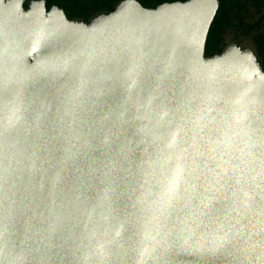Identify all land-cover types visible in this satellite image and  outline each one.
Segmentation results:
<instances>
[{
  "label": "water",
  "instance_id": "obj_1",
  "mask_svg": "<svg viewBox=\"0 0 264 264\" xmlns=\"http://www.w3.org/2000/svg\"><path fill=\"white\" fill-rule=\"evenodd\" d=\"M25 3L0 0V264H82L97 240L111 242L103 264H136L146 246L142 195L147 198L159 176L157 154L173 138L181 147L194 142L202 155L187 186L189 198L171 210L176 235L164 259L168 264H260L249 260L251 251L238 250L246 244L208 252L196 242L199 237L181 239L184 221L194 214L208 213L209 228L217 218L239 221L236 227L261 219L259 196L246 211L249 202L239 192L233 196L238 185L232 165L237 156L254 163L248 173L254 177L251 192L264 186V84L252 77L255 103L239 124L227 89L238 78L236 69L248 67V54L260 73L264 69L252 48L236 42L206 55L221 1L173 0L150 7L123 0L114 11L98 15L119 13L94 34L78 30L91 28L98 16L86 22L70 18L58 5L48 8L47 0H31L28 8ZM213 3L205 22V5ZM137 9L150 15L141 18ZM38 26L51 33L52 48L43 59L83 50L92 54L91 83L76 95L80 61L70 72L26 81L16 102L21 119L5 132L7 100L14 99L5 96V81L22 78L36 64L29 41ZM129 59L142 66L134 81L123 71ZM217 64L216 79H208L204 66ZM209 217L201 219L208 223Z\"/></svg>",
  "mask_w": 264,
  "mask_h": 264
},
{
  "label": "snow or ice",
  "instance_id": "obj_2",
  "mask_svg": "<svg viewBox=\"0 0 264 264\" xmlns=\"http://www.w3.org/2000/svg\"><path fill=\"white\" fill-rule=\"evenodd\" d=\"M205 6L209 9L205 16V22H207L212 15V9L216 5L213 3ZM56 11L58 12V10ZM118 15L119 13L116 14V16ZM149 15L150 13L143 9H137V16L143 18ZM116 16H98L92 22L91 28L85 25L78 31L82 34H94L98 30V25L110 23ZM50 37L51 33L38 26L33 31L29 41L33 52L37 53L36 64L29 66L26 72H22V78L7 79L5 81L3 88L5 96L14 97V99L7 100L8 115L5 117V132L10 133L15 124L21 119L17 115L21 109L17 106L16 102L19 101L20 92L26 81L34 80L37 77L52 72H70L74 63L80 61L79 86L74 90L76 95L81 94V90L91 83L88 73L90 71L92 54L87 50H83L61 55L54 60L43 59L44 54L52 48ZM245 59L248 62V67L236 69L238 78L232 81L227 89L229 96L228 104L234 108L233 115L236 117L237 124L242 120H247V114L252 111L253 104L255 103L254 88L250 83L252 77L255 76L264 84V74L259 72L251 55L248 54ZM168 67L171 70V65ZM218 67L219 64L204 66L208 79H216ZM123 71L128 80L134 81V77L142 71L141 63L129 59L124 65ZM262 93H264V86H262ZM74 99L75 96L69 97V102ZM260 103L264 106V100H261ZM221 143L223 144L224 142L221 141ZM231 143V141H228L229 146H231ZM199 155H202V153L198 151L194 142L188 144L187 147H181L174 138L165 146L164 151L157 154L155 163L159 170V176L154 178V184L151 191L147 194V198L145 199L142 195L146 215L143 218L141 238L146 246H141L137 253L138 260L136 264H168L164 259V255L167 253L168 248L171 247V237L176 235L172 230L174 226L169 223L171 210L176 203L189 198L187 186L189 180L192 179V173L195 170L194 165H196ZM247 155L253 156L254 153H248ZM254 170V163H247L241 160L240 156L236 157L232 165V171L238 187L232 190V194L235 197L236 193L239 192L249 202L245 205V211L250 206V203L256 199V196H259L258 215L261 219H258L255 223L252 220H247L240 227H236L239 221L233 223L232 220L227 218L223 221L217 218L215 227L209 228L211 217H209L208 213L202 212L199 216L194 214L193 219L191 221H184L183 228L180 229L184 234L181 236L184 243H187L189 239L199 237L196 242L200 245L202 251L207 250L208 252L225 249L228 245L236 247L246 244L247 248H239L238 250L251 251L254 253V256L249 257V260L259 259L260 264H264V186L258 184L257 188L259 191L255 194L251 192V182L254 177L249 178L248 173L250 171L254 172ZM246 187L248 188L247 191L245 190ZM205 191H210V189L205 188ZM235 203H239V199ZM233 210L235 211V209ZM201 217H209L208 223H205ZM109 243L111 242L97 240L96 248L89 249L86 252L82 264H90V261L91 264H103V257L107 251L106 244ZM257 248L260 249L259 252H257ZM92 257H97V259L92 260Z\"/></svg>",
  "mask_w": 264,
  "mask_h": 264
},
{
  "label": "trees",
  "instance_id": "obj_3",
  "mask_svg": "<svg viewBox=\"0 0 264 264\" xmlns=\"http://www.w3.org/2000/svg\"><path fill=\"white\" fill-rule=\"evenodd\" d=\"M31 0H26L29 7ZM123 0H47L48 8L58 5L65 9L72 19L91 22L96 16L114 11ZM143 4L156 7L165 1L173 0H140ZM221 5L212 24L206 55L221 53L228 43L224 44V33L229 28L236 29L233 42L240 44L241 39L249 37L255 45V53L264 69V0H220Z\"/></svg>",
  "mask_w": 264,
  "mask_h": 264
},
{
  "label": "rangeland",
  "instance_id": "obj_4",
  "mask_svg": "<svg viewBox=\"0 0 264 264\" xmlns=\"http://www.w3.org/2000/svg\"><path fill=\"white\" fill-rule=\"evenodd\" d=\"M235 32H236V29L229 28L224 33V38H223L224 44L233 42L234 37H235ZM240 44L244 48L250 47V48H252L255 51V45H254L252 39L249 38V37H245V38L241 39Z\"/></svg>",
  "mask_w": 264,
  "mask_h": 264
}]
</instances>
